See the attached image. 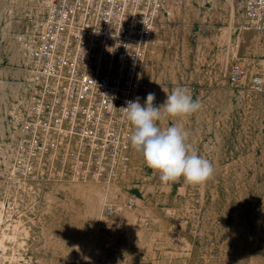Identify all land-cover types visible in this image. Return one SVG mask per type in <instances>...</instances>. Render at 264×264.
Listing matches in <instances>:
<instances>
[{"label": "rangeland", "instance_id": "374dc122", "mask_svg": "<svg viewBox=\"0 0 264 264\" xmlns=\"http://www.w3.org/2000/svg\"><path fill=\"white\" fill-rule=\"evenodd\" d=\"M46 1L0 0V264H264V91L252 85L264 79V32L226 0H167L158 18L140 103L190 89L200 110L159 126L188 131L189 150L214 166L207 182H162L131 146L109 187L57 176L20 194L7 181L28 104L22 40L43 32ZM237 63L246 76L232 84Z\"/></svg>", "mask_w": 264, "mask_h": 264}, {"label": "built area", "instance_id": "2783aa9c", "mask_svg": "<svg viewBox=\"0 0 264 264\" xmlns=\"http://www.w3.org/2000/svg\"><path fill=\"white\" fill-rule=\"evenodd\" d=\"M166 1L48 2L43 32L22 40L30 78L28 104L15 124L7 181L16 193L57 176L105 187L121 181L131 150V123L121 108L140 98L147 52ZM226 1L239 4L246 23L264 32V0ZM245 76L240 63L230 69L232 84ZM252 85L263 93L261 76ZM135 203L130 200L131 206Z\"/></svg>", "mask_w": 264, "mask_h": 264}, {"label": "clouds", "instance_id": "9594fccd", "mask_svg": "<svg viewBox=\"0 0 264 264\" xmlns=\"http://www.w3.org/2000/svg\"><path fill=\"white\" fill-rule=\"evenodd\" d=\"M155 98V93L149 92L144 106L137 97L121 108L134 126L130 136L132 148L142 153L146 165L160 174L162 182L174 183L181 177L192 185L207 182L214 175V166L195 150H189L188 131L176 123L163 129L159 126L166 117L191 116L200 110L201 103L193 100L186 86L175 87L160 106L154 105Z\"/></svg>", "mask_w": 264, "mask_h": 264}, {"label": "bare ground", "instance_id": "6f19581e", "mask_svg": "<svg viewBox=\"0 0 264 264\" xmlns=\"http://www.w3.org/2000/svg\"><path fill=\"white\" fill-rule=\"evenodd\" d=\"M48 2H50V0H47V1H46V5L49 4ZM232 3H235V2H232ZM41 25H42V24H41ZM258 76H259V75H258ZM261 78L263 79V77H261ZM263 82H264V79H263ZM2 221H3V220H1V224H3ZM16 229H18V226H16ZM1 231H2V226H0V234H1ZM0 245H1V244H0ZM2 247H3V246H2Z\"/></svg>", "mask_w": 264, "mask_h": 264}]
</instances>
